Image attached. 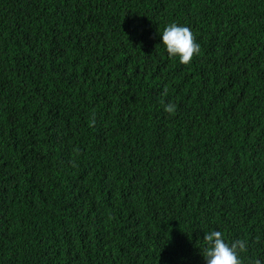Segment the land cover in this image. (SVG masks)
Segmentation results:
<instances>
[{"label": "trees", "instance_id": "obj_1", "mask_svg": "<svg viewBox=\"0 0 264 264\" xmlns=\"http://www.w3.org/2000/svg\"><path fill=\"white\" fill-rule=\"evenodd\" d=\"M213 230L264 264V0H0V264H206Z\"/></svg>", "mask_w": 264, "mask_h": 264}, {"label": "clouds", "instance_id": "obj_2", "mask_svg": "<svg viewBox=\"0 0 264 264\" xmlns=\"http://www.w3.org/2000/svg\"><path fill=\"white\" fill-rule=\"evenodd\" d=\"M160 40L166 49L167 55L177 57L180 64L188 65L192 62L193 57L200 52V45L192 30L183 25L173 22L164 27L160 33ZM168 88L165 86L161 95L166 96ZM177 105L169 102L164 104L163 110L168 114H174ZM95 125V119L90 121V127ZM205 249L203 257L206 264H242L240 253L248 251V241L235 239L231 243L226 242L224 234L221 231L213 230L205 233L203 236ZM250 264H262L259 258H254Z\"/></svg>", "mask_w": 264, "mask_h": 264}]
</instances>
